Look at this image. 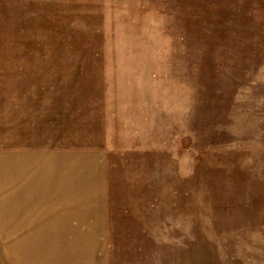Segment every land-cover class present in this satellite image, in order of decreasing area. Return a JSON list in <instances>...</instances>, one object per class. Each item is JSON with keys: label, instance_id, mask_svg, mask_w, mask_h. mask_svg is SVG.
<instances>
[{"label": "rangeland", "instance_id": "rangeland-1", "mask_svg": "<svg viewBox=\"0 0 264 264\" xmlns=\"http://www.w3.org/2000/svg\"><path fill=\"white\" fill-rule=\"evenodd\" d=\"M12 151L104 157L109 264H264V0H0Z\"/></svg>", "mask_w": 264, "mask_h": 264}, {"label": "crops", "instance_id": "crops-1", "mask_svg": "<svg viewBox=\"0 0 264 264\" xmlns=\"http://www.w3.org/2000/svg\"><path fill=\"white\" fill-rule=\"evenodd\" d=\"M107 201L100 153L0 154L4 242L26 245L14 264H109Z\"/></svg>", "mask_w": 264, "mask_h": 264}]
</instances>
